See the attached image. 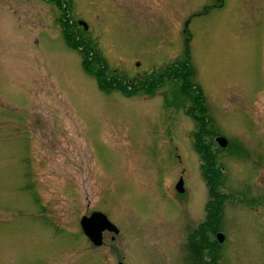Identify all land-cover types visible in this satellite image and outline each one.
I'll return each instance as SVG.
<instances>
[{"label":"rangeland","instance_id":"1","mask_svg":"<svg viewBox=\"0 0 264 264\" xmlns=\"http://www.w3.org/2000/svg\"><path fill=\"white\" fill-rule=\"evenodd\" d=\"M67 4L0 0V264H264V0Z\"/></svg>","mask_w":264,"mask_h":264},{"label":"trees","instance_id":"2","mask_svg":"<svg viewBox=\"0 0 264 264\" xmlns=\"http://www.w3.org/2000/svg\"><path fill=\"white\" fill-rule=\"evenodd\" d=\"M57 1V3H58V5L60 6V7H62V4H61V0H56ZM65 34H66V37L70 40V38L72 39V38H76V36H73V35H71V34H69L66 30H65ZM78 38V37H77ZM74 41H75V39H74ZM76 46L80 49V47H81V49L80 50H82V51H84V53L86 54V56H87V59L89 60V57H91V55H90V51L87 49V50H85V48L84 47H82V46H79L78 45V41H76ZM102 67H104V66H102V65H100V68L98 69V72H97V76H98V78H99V80H100V84H101V86L102 87H105L106 89H112V88H115V87H118L120 90H122V91H126V92H128V93H130V91L131 90H128L127 88L125 89V87H126V85L125 86H123L122 84H121V81L120 80H118V79H111L110 77H107V76H105L104 75V72H103V68ZM185 83H186V86H190L189 85V83H188V81H187V79L185 80ZM155 85L156 84H154V83H149V85L147 86V87H144V89H147V88H152V87H155ZM187 88V87H186ZM196 90H197V97H195V99H194V104H195V106L197 107V111L200 113V115L201 116H197L198 118H199V120L201 121V122H204V124H205V122H206V120H208L209 118L205 115V113H206V110H205V106H204V100H203V96H202V94H201V92H200V90L198 89V88H196ZM202 132H203V130H202ZM201 138V137H200ZM202 140V139H201ZM203 148H204V151H206V147H204L203 146ZM212 153H206V155L207 156H210ZM213 156V155H212ZM211 160H212V162L210 163V165L212 166V168H213V166H214V164H215V162H214V158L212 157L211 158ZM219 175H220V172L218 173V178H219ZM218 178H217V181H218ZM213 194L214 195H216V197L220 200V198H222L221 197V195L220 194H218V193H214L213 192ZM218 219H219V214L217 215V213H216V215H215V219H214V221H215V225H214V228H216V222L218 221ZM214 231H215V229H214ZM217 241H215L214 242V244H215V249L213 250V256H212V261H213V263L212 264H214L215 262H216V260L218 259V243H216Z\"/></svg>","mask_w":264,"mask_h":264},{"label":"water","instance_id":"3","mask_svg":"<svg viewBox=\"0 0 264 264\" xmlns=\"http://www.w3.org/2000/svg\"><path fill=\"white\" fill-rule=\"evenodd\" d=\"M217 141L222 146H225L227 144V140L224 137H219ZM177 187L181 192L184 190L182 179H180ZM81 224L84 232L97 245L102 243L103 230L109 229L118 232V229L107 219V217L103 213L100 212H95L90 217H82ZM218 238L220 241H222L223 235L221 236V234L219 233Z\"/></svg>","mask_w":264,"mask_h":264}]
</instances>
